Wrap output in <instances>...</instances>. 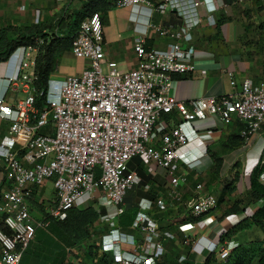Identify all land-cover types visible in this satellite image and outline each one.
<instances>
[{
  "label": "built area",
  "instance_id": "obj_1",
  "mask_svg": "<svg viewBox=\"0 0 264 264\" xmlns=\"http://www.w3.org/2000/svg\"><path fill=\"white\" fill-rule=\"evenodd\" d=\"M64 5L68 0H57ZM243 1V0H242ZM116 7H129L133 20L141 19L142 32L154 28L172 40L164 47L146 46L142 38L135 41L138 65L121 69L104 56L103 15L94 11L84 16L73 34L70 51L87 61L75 74L62 79L50 78L45 93L37 91L34 81L36 60L48 37L34 36L19 44L4 61L0 76V119L8 121L14 146L0 143L4 185L0 192L1 255L0 264H20V257L33 238V229L46 227L51 219L63 220L79 201L105 198L93 202L98 222L111 227L106 246L121 264H155L164 254L162 234L157 221L148 213L152 200L142 199L132 226L141 232L130 237L136 246L133 253L121 250L112 240L126 236L115 226L124 212L123 196L137 180L128 168L131 157L139 155L155 162L169 173L173 198L179 201L178 187L186 180L174 175L178 163L199 170L206 155L198 142L192 120L216 115L225 123L232 118L243 122L240 136L247 138L264 125V86L248 78L237 93L206 95L188 101L177 100L171 93L174 75L191 73L193 52L188 45L194 28L203 22L214 23L216 0H114ZM174 11L179 23L153 20L156 12ZM235 84L233 79L230 80ZM44 94L41 107L36 98ZM175 113L168 122L164 115ZM263 163V161H259ZM264 176V170L260 174ZM51 179L54 200L44 219L29 224L27 198L35 187ZM231 177L226 176L230 182ZM185 201L191 219L202 217L218 203L214 192L200 191ZM193 222L179 226L182 243L191 239L188 230ZM237 242L227 239L209 245L220 259H225Z\"/></svg>",
  "mask_w": 264,
  "mask_h": 264
},
{
  "label": "crops",
  "instance_id": "obj_2",
  "mask_svg": "<svg viewBox=\"0 0 264 264\" xmlns=\"http://www.w3.org/2000/svg\"><path fill=\"white\" fill-rule=\"evenodd\" d=\"M114 0H68L61 5L57 0H0V28L14 25L23 28L32 23H40L63 18L69 23L74 17L82 19L91 13L92 8L102 13L103 52L107 60H113L121 69H131L138 65V56L134 51L135 41L142 38L146 46L164 48L172 39L160 35L154 28L142 32L141 19L133 20L129 7H116ZM219 6L214 12V23L203 22L192 31L188 45L193 52L191 73L174 75L171 93L177 100L188 101L206 95L237 93L240 83L248 78L255 85L264 86V0H216ZM106 6L102 10V6ZM153 20L160 23L178 24L174 11L156 12ZM68 26L61 27L62 36ZM87 64L83 58L76 57L70 49L63 51L56 69L50 78L62 79L69 74L79 73ZM5 68L0 62V76ZM233 79L235 84L230 80ZM163 118L169 123L177 120L171 113ZM8 121L0 119V143L14 146L10 140ZM243 122L232 118L221 122L216 115H205L192 120L198 138L188 145L195 147L199 142L206 155L198 163L199 170L178 163L173 167L176 176L186 180L178 187L179 201L172 194L169 173L155 162L139 155L131 157L128 168L134 171L137 180L126 190L123 196L124 212L115 219V226L126 236L125 240H112V244L129 253L136 250L130 237L139 239L141 232L132 226L135 213L142 199L152 200L148 213L157 221L162 234L163 257L157 261L163 264H203L204 258L211 252L209 245L216 243L220 235L238 224L241 220H251L254 213L263 205L262 199L252 198L250 174L260 161L264 149V125L246 139L241 137ZM220 160L218 175L215 177V163ZM3 162L0 159V192L4 185ZM261 174V173H260ZM226 176L234 180L228 191ZM231 180V181H232ZM264 184V176H259ZM230 181V182H231ZM214 192L219 199L217 206L202 217L191 219L187 214L185 201L197 190ZM127 193L131 199L125 200ZM54 188L51 179H46L35 187L27 198L30 221L44 219L52 205ZM100 205L105 198L96 193L95 199L79 201L74 208L84 209ZM193 222L188 230L191 241L182 243L181 224ZM2 216L0 215V226ZM248 229V230H246ZM246 230V231H245ZM111 227L96 222L89 235L79 243L72 245L63 226L58 220L51 219L46 227L33 229V238L20 257V264H121L114 257L113 250L105 248L106 235ZM257 237L242 242L240 236ZM260 235V236H259ZM239 236V238H238ZM264 231L256 224L238 230L228 239L244 244L251 240L263 239ZM1 255V245H0Z\"/></svg>",
  "mask_w": 264,
  "mask_h": 264
},
{
  "label": "trees",
  "instance_id": "obj_3",
  "mask_svg": "<svg viewBox=\"0 0 264 264\" xmlns=\"http://www.w3.org/2000/svg\"><path fill=\"white\" fill-rule=\"evenodd\" d=\"M102 10L106 7L102 6ZM99 9L92 8L91 12L98 11ZM100 13V11H98ZM102 14V13H101ZM74 18L69 23H63V18L57 19L54 22L46 21L40 23H32L23 28H18L14 25H6L0 28V62L5 61L11 52L19 44H25L34 36L48 37L49 41L45 44L44 49L39 53L35 72L37 75L34 81V86L37 91L45 93L50 79V74L56 69L57 59L59 55L70 49L73 34L79 24L80 19ZM68 26V31L65 35H60L58 30L61 27ZM46 29V32L43 30ZM16 31V37H11L9 33ZM44 94L36 98V106L41 107ZM240 135V134H239ZM260 160L263 163H258L253 168L250 174V188L252 198L262 199L263 205L254 213L251 220L243 219L235 226L231 227L228 231L220 235L218 243L221 244L238 230L246 228L251 224H256L264 231V184L260 182V173L264 170V149L262 151ZM220 160L215 163L214 175L217 177ZM235 177H233L234 180ZM233 180L225 185L228 191L233 189L230 185ZM219 201V199H218ZM98 211L93 206H87L84 209L71 208L67 212V216L63 220H58L63 226L71 244L75 245L81 240L86 238L92 227L98 221ZM1 229L8 232L1 224ZM163 257V256H162ZM155 264H163L156 261ZM203 264H264V238L251 240L244 244H238L233 247L225 259H220L216 251H211L203 260Z\"/></svg>",
  "mask_w": 264,
  "mask_h": 264
},
{
  "label": "rangeland",
  "instance_id": "obj_4",
  "mask_svg": "<svg viewBox=\"0 0 264 264\" xmlns=\"http://www.w3.org/2000/svg\"><path fill=\"white\" fill-rule=\"evenodd\" d=\"M75 18V17H74ZM37 23V22H36ZM44 32H46V29H44L43 30ZM9 35L11 36V37H16V35H17V33H16V31H11L10 33H9ZM45 47V46H44ZM44 47L42 48V50L44 49ZM41 50V51H42ZM131 199V197H130V195H129V193H127V196H126V198H125V200H130ZM246 230H248V229H246ZM245 230V231H246ZM248 235V232H243L242 233V235L240 236V239L242 240V242H244V241H247V240H250V239H253V238H257V237H245V236H247ZM260 236V235H259ZM238 238H239V236H238Z\"/></svg>",
  "mask_w": 264,
  "mask_h": 264
}]
</instances>
